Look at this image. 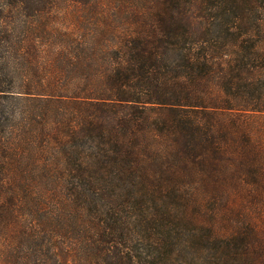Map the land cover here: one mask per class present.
I'll return each mask as SVG.
<instances>
[{
	"label": "trees",
	"instance_id": "16d2710c",
	"mask_svg": "<svg viewBox=\"0 0 264 264\" xmlns=\"http://www.w3.org/2000/svg\"><path fill=\"white\" fill-rule=\"evenodd\" d=\"M0 264H264V0H0Z\"/></svg>",
	"mask_w": 264,
	"mask_h": 264
},
{
	"label": "rangeland",
	"instance_id": "374dc122",
	"mask_svg": "<svg viewBox=\"0 0 264 264\" xmlns=\"http://www.w3.org/2000/svg\"><path fill=\"white\" fill-rule=\"evenodd\" d=\"M232 204H234L235 206H237L238 205V202L235 200V201L232 202Z\"/></svg>",
	"mask_w": 264,
	"mask_h": 264
}]
</instances>
